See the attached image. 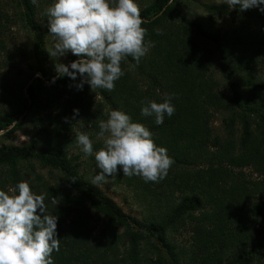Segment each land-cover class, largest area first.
Segmentation results:
<instances>
[{"label":"trees","instance_id":"1","mask_svg":"<svg viewBox=\"0 0 264 264\" xmlns=\"http://www.w3.org/2000/svg\"><path fill=\"white\" fill-rule=\"evenodd\" d=\"M15 1L18 11L12 12L7 0H0V49L6 48L10 23L39 29L37 5ZM184 3L151 0L141 10L145 41L154 46L139 65L130 67L131 57L122 63L125 75L114 91L87 83L79 90V76L45 74L48 83L30 86L19 107L0 118L3 129L14 114L44 112L43 141L0 148V190L11 194L18 182L27 181L34 193L45 194L47 213L58 216L60 251L52 254L54 264L264 262V13L240 11L226 1L207 5V11L235 20L230 30L212 31L193 21ZM201 38L218 44L219 73H209L213 57ZM41 47L39 41L37 52ZM169 95L175 113L163 124L141 114L142 101L163 102ZM112 110L144 124L175 161L159 183L123 176L118 169L115 181L145 207L141 218L124 212L92 184L93 176L70 155L75 123L99 132V121ZM216 119L222 134L215 133ZM37 165L61 173V182L47 179ZM247 167L259 178L246 175ZM187 227L194 239L183 247L174 240Z\"/></svg>","mask_w":264,"mask_h":264},{"label":"clouds","instance_id":"2","mask_svg":"<svg viewBox=\"0 0 264 264\" xmlns=\"http://www.w3.org/2000/svg\"><path fill=\"white\" fill-rule=\"evenodd\" d=\"M226 3L231 8L238 6L240 11L256 8L264 13V0ZM46 16L49 35L55 41L48 50L50 56L59 60L71 52L79 57L70 65L57 62L55 71L58 77L72 80L79 76V90L87 83L91 89L114 91L115 82L125 75L122 63L131 57L135 64L130 67L139 65L154 46L145 41L147 29L142 25L146 21L135 0H54ZM172 99L169 95L163 102L142 101L141 114L154 116L155 123L161 125L166 115L175 113ZM73 111L78 115V109ZM96 139L103 146L94 152L89 135L76 134L85 157L94 154L96 168L101 170L92 178V184L107 183L118 169H122L123 176L159 183L175 162L165 147L155 143L153 133L144 124L133 122L120 110H112L106 120L99 121ZM45 198V194L34 193L27 181L18 182L12 194L0 190V264H54L52 254L60 251L58 216L47 213Z\"/></svg>","mask_w":264,"mask_h":264},{"label":"rangeland","instance_id":"3","mask_svg":"<svg viewBox=\"0 0 264 264\" xmlns=\"http://www.w3.org/2000/svg\"><path fill=\"white\" fill-rule=\"evenodd\" d=\"M150 1L151 0H135L141 10H144ZM224 1L226 0H185L187 4L185 5L184 3L183 6L187 7L189 16H191L192 20L197 23H202L207 30L216 31L219 28L222 31H227L234 27V17H222L220 14H213L206 9L207 5L220 4ZM7 3L12 12L17 10V8L14 7L16 4L15 0H7ZM53 3L54 0H37L36 21L39 27L37 31H30L18 22L10 23L8 28L5 29L6 34L4 39L6 40V48L0 49V118L8 117L11 111L19 107L21 99L29 96L30 86H36L42 82V80L48 83L49 81L46 80L45 74H55L58 76L55 71L57 62L70 65L71 62L79 58L71 52H68L65 56L57 60L52 58L48 52V50L53 48L55 41L54 38L49 35L46 10ZM201 39L202 42L200 44L206 46V50L209 51L213 57V64L211 62L209 63L211 65L209 73H219L221 67L218 60V44L214 42L213 39ZM39 41L42 42V47L40 51L37 52V44ZM34 111L29 110L24 114H14L12 123L0 129V148L25 146L30 144L35 138L43 141V138H40L39 131H41L40 122L44 117V112L39 111L36 113L35 111L34 113ZM213 124L216 127L215 133L222 134L221 119H216ZM75 125L76 132L75 135H73L74 143L70 141L73 144L70 147V155L77 159L82 171L94 177V175L99 174L101 170L96 168L94 154L85 157V154L81 151V147L76 142V134L78 132L88 134L93 141L94 152L98 151L103 146V142L96 139V134L98 132L92 130L89 124H82V127L85 129L78 127L80 125L78 123H75ZM36 167L47 179L49 178L53 182H61V173L54 170L50 171V169H41L39 165ZM244 171L246 175H251L253 180L259 178L258 174L251 167L244 168ZM97 185L111 197L124 212L134 217H142L145 207L138 202L136 195H132L130 191L125 188L124 184L121 182L117 183L115 177H108L107 183H99ZM193 239L194 234L191 232V228L187 227L181 229V231L175 235L174 241L184 247V245H190ZM151 257L153 260L155 259V256L151 255ZM258 264H264V262Z\"/></svg>","mask_w":264,"mask_h":264}]
</instances>
